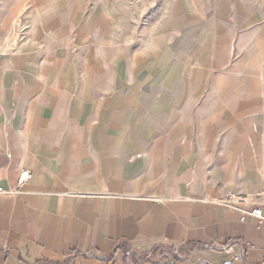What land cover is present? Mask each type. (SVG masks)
Segmentation results:
<instances>
[{
  "label": "crops",
  "instance_id": "1",
  "mask_svg": "<svg viewBox=\"0 0 264 264\" xmlns=\"http://www.w3.org/2000/svg\"><path fill=\"white\" fill-rule=\"evenodd\" d=\"M5 1L0 264H257L264 0Z\"/></svg>",
  "mask_w": 264,
  "mask_h": 264
},
{
  "label": "built area",
  "instance_id": "2",
  "mask_svg": "<svg viewBox=\"0 0 264 264\" xmlns=\"http://www.w3.org/2000/svg\"><path fill=\"white\" fill-rule=\"evenodd\" d=\"M27 177V174L25 175ZM229 194L227 195V197ZM238 201L246 203L247 198H238ZM264 204V203H263ZM242 213L248 215L251 218H254L261 226H264V214L262 213V209L259 207H254L251 209H241ZM257 264H264V252L261 260Z\"/></svg>",
  "mask_w": 264,
  "mask_h": 264
},
{
  "label": "rangeland",
  "instance_id": "3",
  "mask_svg": "<svg viewBox=\"0 0 264 264\" xmlns=\"http://www.w3.org/2000/svg\"><path fill=\"white\" fill-rule=\"evenodd\" d=\"M5 0H0V8H1V3L2 2H4ZM130 1V3H132V4H136V3H138L139 2V0H129ZM6 2V1H5ZM25 15V12H23V13H21V17H19V25L22 27L25 23H23L24 21V16ZM16 23H17V25H18V21L17 22H13V23H11V28L10 29H12V27H13V29H16ZM5 50V49H4ZM163 252H165V253H167L168 252V249H163Z\"/></svg>",
  "mask_w": 264,
  "mask_h": 264
}]
</instances>
